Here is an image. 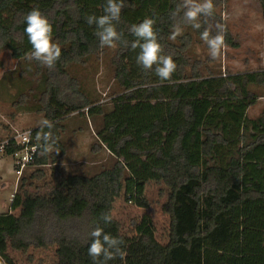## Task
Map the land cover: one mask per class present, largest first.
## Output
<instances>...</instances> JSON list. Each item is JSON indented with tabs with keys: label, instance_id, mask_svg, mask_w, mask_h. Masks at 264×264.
<instances>
[{
	"label": "trees",
	"instance_id": "trees-1",
	"mask_svg": "<svg viewBox=\"0 0 264 264\" xmlns=\"http://www.w3.org/2000/svg\"><path fill=\"white\" fill-rule=\"evenodd\" d=\"M145 1L125 0L117 30L129 46L117 42L111 66L121 91L107 110L69 71L72 64H83L108 48L99 46L96 26L86 22L88 15L104 14L106 0H0V47L31 66L29 76L35 78L25 79L30 85L16 104L44 111L55 125L53 148L60 151L65 150L61 120L86 109L100 124L97 140L115 159L95 175L60 176L45 194L26 189L28 179L45 175L43 168L29 178L22 175L9 208L0 213V264H16L9 248L27 251L32 246H55L56 264H93L87 249L97 225L124 241V259L108 264H264V109L255 118L248 115L261 97L257 88L264 87V69L223 73L191 58L194 35L200 37L203 27L196 30L173 18L181 0H169L156 14L155 28L162 54L172 56L177 68L170 81H161L154 68L144 71L136 63L139 49L130 47L136 38L129 28L141 20L133 21L128 14ZM222 2L213 0L214 15L208 19L212 25H225L226 43H231L219 11ZM33 7L47 16L61 48L54 69L25 57L31 45L24 17ZM176 22L184 32L173 41L169 37ZM29 95L31 105L25 100ZM55 156L39 151L34 165L46 166ZM149 182L167 188L166 244L158 241L149 214L135 223L132 235L112 214L122 193L128 201L148 207ZM102 213H111V224H104Z\"/></svg>",
	"mask_w": 264,
	"mask_h": 264
},
{
	"label": "rangeland",
	"instance_id": "rangeland-1",
	"mask_svg": "<svg viewBox=\"0 0 264 264\" xmlns=\"http://www.w3.org/2000/svg\"><path fill=\"white\" fill-rule=\"evenodd\" d=\"M219 11L227 23L231 43H226L221 56L211 60L207 45L194 35L189 52L191 58L204 60L212 68L223 73L228 71L240 73L264 69V0H222ZM169 6V0H146L138 4L135 11L128 15L133 21L145 17L155 18L156 14ZM115 48H106L92 55L83 64H72L69 71L78 77L82 89L104 109L112 107V98L121 91L115 79L114 68L111 66ZM31 66L20 59L14 58L11 51L0 47V140L14 135L16 131L39 127V121L45 118L44 111L38 107L23 108L16 104L18 95L27 89L35 78ZM27 71V75L23 73ZM29 79L26 81L25 79ZM261 95L258 102L248 109L251 118L259 116L264 109V87L257 88ZM26 103L33 104L32 96L25 98ZM98 119L94 120L84 112H73L61 120L64 126L61 140L65 150L52 148L56 153L55 160L46 166H29L23 176L38 168H43L45 175L40 178L28 179L26 189L32 193L45 194L51 190L57 178L69 174L95 175L105 168L111 167L115 159L110 152L97 140ZM58 152V154H57ZM12 158L0 157V213L9 208L12 193H15L19 179ZM145 196L148 207H141L134 201L130 202L122 193L114 203L113 216L121 222L123 231L135 233V223L143 214H149L153 220L156 237L159 242H168L170 216L163 209L167 200V188L163 184L149 182ZM18 213V211H15ZM8 253L16 264H56L58 257L55 246L30 247L27 251L12 248Z\"/></svg>",
	"mask_w": 264,
	"mask_h": 264
},
{
	"label": "clouds",
	"instance_id": "clouds-1",
	"mask_svg": "<svg viewBox=\"0 0 264 264\" xmlns=\"http://www.w3.org/2000/svg\"><path fill=\"white\" fill-rule=\"evenodd\" d=\"M124 7L125 0H106L103 15L99 17L88 15L86 17V22L89 25L96 26L95 35L99 39L101 48H116L117 42L125 47L129 46V42L123 38V33L117 30V24ZM213 15V0H181L172 13L173 18L179 17L184 23L190 24L193 29L200 30L203 27L200 39L207 45L210 59L217 60L226 47V28L219 22L212 25L208 18ZM201 17L205 18L203 22ZM24 23V32L31 45V51L25 54L26 59L35 60L41 66L54 69L61 56V48L53 40V26L49 19L38 7H33L25 14ZM205 24L207 27H204ZM155 25L156 20L152 17H145L141 22L132 24L129 32L136 39L131 42L130 47L132 50L139 49L136 63L144 71H151L154 68L156 76L161 81H170L177 65L172 56L162 54L163 47L159 42V33ZM213 29H215V34H213ZM183 32L181 23L176 22L171 27L169 38L175 41L177 37L183 35ZM54 127L55 125L50 119L43 118L39 121V131L36 133L35 139L42 156H47L56 144ZM100 219L105 225H109L113 221V216L111 213H102ZM90 238L91 243L87 251L93 264H108L109 261L117 258L124 259L123 239L106 233L104 228L99 225L90 232Z\"/></svg>",
	"mask_w": 264,
	"mask_h": 264
},
{
	"label": "built area",
	"instance_id": "built-area-1",
	"mask_svg": "<svg viewBox=\"0 0 264 264\" xmlns=\"http://www.w3.org/2000/svg\"><path fill=\"white\" fill-rule=\"evenodd\" d=\"M37 132L36 128H28L23 131H16L14 135L0 140V157L9 156L12 158L18 179L36 161V156L39 153L38 142L35 139ZM14 195L15 193H12L11 202Z\"/></svg>",
	"mask_w": 264,
	"mask_h": 264
}]
</instances>
